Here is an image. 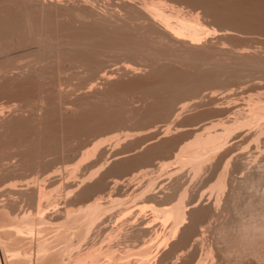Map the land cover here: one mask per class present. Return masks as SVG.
I'll list each match as a JSON object with an SVG mask.
<instances>
[{"label":"bare ground","instance_id":"bare-ground-1","mask_svg":"<svg viewBox=\"0 0 264 264\" xmlns=\"http://www.w3.org/2000/svg\"><path fill=\"white\" fill-rule=\"evenodd\" d=\"M44 1L43 0H0V96L1 95L2 96L4 95L3 97L13 96L12 98H14L19 95L21 97L20 100L27 102V104L30 103L31 105L34 103V105H32L34 106V108H32V110L30 111V114H33V112H35L36 115H38V116H35L34 118H25V117H22L21 114L17 116L18 114L16 113L15 110L19 111L20 108H17V109L15 108L14 113L17 115L15 117L14 116L11 117V119L10 120L8 119V121H5V119L3 120L4 117H2V114H5L4 109L2 110L4 113H2L1 111L2 106L4 104L0 106V186H2L1 189L4 188L3 186H6L7 185L6 183L10 181L21 180L25 178L24 174L26 175L28 172L29 173L31 172V175L33 174V179L36 178L35 180L49 181V180H52V178L54 180V176L57 177V174L55 175L54 171L50 172L48 170L51 167L48 168L49 159L47 158L48 157L52 158V159L50 158V161H52L53 163H51L50 166L52 164L57 163V164H64V166L68 167L74 163L75 164L74 168H72V170H74L76 168V164L79 163V165H81L82 164L81 160L84 159V158L81 159L79 157V159L81 160L78 161V163H76V161L74 162L73 158L71 159V157L75 156V151L78 152L79 147H77L76 143H78V141L82 137H86L94 133L96 134L99 132H106L109 130L111 131V130H114L115 128H118L119 130V128L123 127L126 123L129 124V123L134 122L137 127H146V125L147 124L150 125L151 122H153V120L154 121L157 119L166 120L168 116H171V118L177 121L180 119L181 114L184 112L183 109L185 110L188 106V105L185 106V103H182V102H181L182 104L180 103L181 105H179V102L181 99L184 100V98L186 97L190 99H193V98L196 99L197 97L200 98L202 96L201 100L197 99L198 101L195 100L196 102L195 101L193 102L194 107L195 105L197 107L198 106L197 104L201 105L202 102L200 101H203L204 98H205L204 101L209 100L211 104H214V102L216 101L215 99L216 94H214L213 92H207V91L204 92V90L207 89L206 87H209L211 85L212 86L213 85L222 86L221 84H224V86H226L225 84L232 85L235 82H238L243 76L247 75L250 72L249 70H252V71L254 70L255 72V70L264 69V60H263L264 58L262 57V59H260L261 58L260 55L253 54V51H252L253 56L251 55L253 57V59L251 58L253 62L248 61L249 58L251 57L249 55L251 53V50L249 51L248 55L245 56V53L241 54L243 52L238 51L239 49L236 50L237 53L235 51H226L225 50L226 47L223 48L224 47L223 46L222 49L220 47L218 48L214 45H211L210 41H208L210 45H208V43L207 45H205L204 43H203L204 45L201 44L203 41H206L205 39L201 42V38L204 36H206L207 38V33L210 32V31L209 32L206 31L205 27L207 29V26H208L207 30H209V27L212 26L213 23L214 25L212 26V28L210 27L211 30L215 27L216 24H217L216 25L217 27H220L218 28V30L216 29L217 27L214 28L218 31V34L215 32V30H213L214 33L219 36V37L217 36L219 39L229 37L230 34L232 36L233 31L234 32L236 31L237 34H240V33L246 34L244 36H248V35L253 36V34L255 33L257 34L259 33V35H261L264 32V0H137V1L136 0H119V1L117 0L118 2H120L119 5H117L118 2L114 3L116 2V0H113L112 3L116 4L114 7L117 8L116 6H118V9L120 10V12L118 13L115 12L117 14H113L114 12H110L112 9V7L110 6H113V4L109 0H107V2L111 3L110 5H106L105 3L106 0L105 1L102 0L103 2L100 0H94V1H99V3L102 2L101 4L103 5L105 3L106 9L105 10L103 9V10L106 12L112 13V14H107L106 12L105 14L104 12L103 14L102 13L100 14L101 8L100 10L96 9V6L95 8H93L95 4L92 0H91L92 3H90V0H72V1L68 0V2H72L71 6L69 5L70 3L68 4L64 1L67 4V7L65 6L66 4L62 2V0H59L60 4L57 0H56L57 3H55V0L54 1L52 0L51 1L52 3L50 2V0H46V2L48 1L49 3H46ZM97 3L98 2H96V5ZM91 4H94V5L92 6ZM103 5H102V8H105V6ZM107 7H110V8H107ZM108 9H110V11H108ZM114 10L115 9H113V11ZM198 10H200V12ZM208 21L212 23L210 26L205 25V23ZM205 31L207 33L204 35ZM251 32L252 34L250 35L249 33ZM255 36L258 37L256 34ZM219 39L217 40L219 41ZM211 43L214 44L213 42ZM215 44H218V43H215ZM232 49L235 50L234 48ZM247 51L248 50H245V52ZM257 55L260 58L257 57ZM248 56L249 58L246 59ZM256 57L258 58V62L255 61V59L257 60ZM237 59L238 60L240 59L243 62H241L240 60L238 61ZM230 60L231 61L233 60L232 61L233 64L231 63ZM260 60H263L262 63ZM235 61L237 63H234ZM139 71L144 72L145 74L144 77L141 75L143 73L141 72L140 74ZM247 76H249V74ZM123 78H126L127 80ZM250 80L252 81V79ZM101 81L106 87V90L102 92L100 90L98 91L97 89L98 87L97 85L101 83ZM71 82H74V83H71ZM67 85L68 87L69 86L73 87L71 93L69 92L70 89L69 90L65 89V92L63 91V89L66 88ZM81 90L83 92L79 94ZM61 91H63L65 95L68 94L66 93L68 91L69 94L65 97V95H61L62 94ZM77 91H79L78 92L79 95L77 94ZM200 92L204 94L199 95ZM65 100L68 102H66ZM255 100L259 101L257 98ZM176 104H178L179 107ZM262 104L260 105L261 106L260 108H262V106L264 105ZM175 106L177 108H175ZM251 107H249V109H251ZM256 108L258 109L259 106H257ZM214 109H217V108H214ZM12 112L10 111V113ZM39 112H40V116H39ZM204 114L205 113H199L197 117L200 118L204 116ZM238 116L239 115H237L236 118ZM253 117L255 118V116ZM257 117L260 118L261 116H257ZM262 117L264 116L262 115ZM168 119L169 117L167 118V120ZM242 119H244L243 121H245V118H242ZM242 119L240 120V122L242 121ZM172 121L171 123H174V121L173 122ZM220 121L221 120L219 119V123H221ZM246 122H248V120ZM258 122L260 123L261 121H258ZM166 123H167L166 128H163L161 130V133H158V135H149L144 138H139V140H135L134 142L125 144L121 148V150H119L113 155L115 158L118 156H121V158L118 157L116 158L117 160L116 159L113 160L110 164L108 163L109 162L108 161L107 162L108 164L106 166L103 165L105 166V168L102 166L103 167L102 170L105 169L104 172H102V170L100 169L101 167H100L99 169L103 174L98 173L99 175H101L99 177V175L97 174V172L99 171H96V174L98 175L99 178L97 177L95 181L93 180L94 179L93 178L92 180L94 182L92 184H90L91 182H89L91 181V179L89 180L91 176L90 177L88 176L87 178L84 177L83 180H79V184H76V186L72 184L74 187L80 188V190L79 189L77 190L76 188H74L73 190L69 189L71 191L69 192L68 190L69 195H67L66 198L73 197V201L79 202L83 200L84 202H86L85 201L86 198H89L92 195L93 197H95V198H92V200H90L89 202H86L85 204H83V202L82 203L79 202L81 205L82 204L83 205L82 207H79V209L73 210V212L75 211L74 213L72 211H71L72 213L70 211L68 212L69 213L68 216L71 217V219L75 222V225L73 226V228L78 230V234L80 233L79 237L82 236L80 237V240L78 239V242L80 241L81 244L82 242H84V244L86 243L85 241H87L88 238L91 236V232L93 230V225L95 222V219H94L93 222L85 224L83 223V218L90 216L94 211H97L103 208V206L107 207L110 205L108 203L102 202L101 200L103 199V197L98 195L100 192H102L101 189H104L103 188L104 183L106 184L105 186H107V182L105 181H107L108 177L116 179L112 183L113 185H118L120 183L119 181L121 180V178H124L126 176L129 177L131 174L134 173V171L136 173V170H138L139 168L140 169L141 168H146V169L151 168V170L145 169L146 171L145 172L143 171V173L141 171L143 176L145 174L148 176V174L150 173L154 174L155 170H160L165 166L167 167L169 166L168 163H166L165 161L163 162V160H160V157L162 158L163 155H165L166 153L168 154L171 151L175 152L179 150L180 149L179 147L181 146L183 139L181 135H178V136L176 135L172 137H170L169 135L170 138L167 137L168 134H172L170 131V127L172 130V125L168 127V124L170 123L169 122H166ZM212 123L217 124L215 122H212ZM223 125L225 124L222 123L221 126ZM235 125H238V124H235ZM162 127H165V125ZM218 127L220 128L219 125ZM205 128L206 127L199 128V130L203 132ZM232 128H235V126ZM261 128L258 130L261 131ZM206 129H208V127ZM227 129H229L228 126H227ZM115 131L117 132L116 129ZM197 133L198 132H196V134ZM128 134L125 133L124 135V132H123L124 138L123 137L122 138L124 140L125 139L127 140V138L131 136V134L129 135ZM133 135L134 134L132 133V136ZM159 135H162L163 139L160 136V139L162 140L157 139ZM116 136L115 137L112 136V137L116 138ZM116 139L118 140V138ZM152 140H155V142L152 143L151 142ZM149 142H151L152 145ZM89 143H90L89 145L85 146V150L80 152L81 157H85L89 153L94 154V153L99 152L97 151L99 143H100L99 140H96L95 142L94 141L89 142ZM100 146H102V144ZM139 148L142 149L141 153L135 156H132V157L127 156V154L130 152L137 153L136 150ZM143 148L145 149L143 150ZM100 154L102 155V153ZM227 156L223 155L221 156V158H219V160L221 161L225 160V161H224V167L223 168L219 167V171L220 169L222 170L215 175L217 177L214 178V180H210L209 178L210 180L209 182H212V184L216 186V189H213L214 191L212 193L221 194L222 191L226 189L225 188L226 187V180H225L226 179L225 178L226 168L225 166L229 164L228 160L226 159ZM174 157H177V155ZM154 160H157V163L155 164L152 163V161ZM84 161L86 160L84 159ZM84 161L83 163L85 164ZM171 162L172 161H170L169 164H171ZM207 162L205 163V165H207ZM65 164H69V165H65ZM197 164H200V163H197ZM203 165L204 163L201 165L194 166L193 170H195L199 176H200L201 171L205 170L206 173H208L209 170H211L212 172L213 169L215 168V165L213 168H210L211 166L205 167V165L204 166ZM92 167H94L93 164H92ZM141 170H144V169H141ZM156 172L158 173L159 171H156ZM213 172L215 174V171ZM141 173H138V174L141 175ZM160 173L161 174L164 173L163 169ZM210 173H208V175ZM165 175L168 176L167 174ZM175 175L174 177L173 175L172 177L171 175H169L174 180L173 181L171 180L172 182L170 181L171 184L167 183L168 186H165L163 184L162 186L163 189H161L160 187L161 190H156L155 188L154 189L152 188V190L149 189L151 193L148 194L147 190H145L146 189L145 186H143L144 187L143 191L147 193L146 194L147 198H145L146 200L145 202H143L142 200L140 201L143 202L142 204L149 207V208L147 207L145 208L150 210L147 212L151 213L152 216H149L151 217L149 218L150 219L149 220L147 218L148 216L143 218L141 213L136 214L137 213L136 212L135 214H133L134 216L135 215L137 216L136 218H134V221L133 222L131 221V222L135 223L134 225H136L137 223V225L135 229L130 231L131 232L130 234L127 233V235L126 234L123 235V239H124L123 241L128 242V243L130 242L129 244H131V242L137 241L136 243L139 242V246L143 248V245L148 240L144 241L142 238H144L147 234L149 236L150 232L154 230L153 228L152 230L151 227H153L152 224H155L156 222L155 218L158 217L159 219L160 218L164 219L165 217L167 221H165L164 219V223L168 222L169 221L168 216H171V214L169 215L167 214V217H168L167 218L166 216H164V211H167V210L169 211L170 205L176 202V204L175 205L173 204L172 206L176 208L177 212H180L182 211V206L185 205L183 203H187L189 200H191L189 199V197H187L186 195L187 191L183 189L184 186H182L181 182L177 180L178 178L175 177ZM180 177H182V175ZM151 178H153V176ZM117 179H120V180L118 181ZM127 179L130 180V178H127ZM127 179H124V180H127ZM166 179H169V178L166 177ZM250 179L248 178L242 179L243 180L242 184L244 186L249 185ZM86 182L88 184H85ZM252 182L251 184H253ZM149 183H152V182H149ZM81 185L83 187H80ZM73 186L70 185L69 187L73 188ZM229 187L231 188L230 184H229ZM31 188H30L31 190H28V191L24 190L25 192L23 190L22 192H20L19 191L20 189H19L17 190L19 192H10V193L11 195L12 194L15 195V197L16 195H18L16 197L17 199L18 197H20L21 199L24 198L23 201L27 200V202L29 201L30 203L32 202V204L33 203L36 204L35 202L38 201V199L44 195V192L43 190H41L42 188L40 187H37V189H33V187ZM244 188L247 189L246 187ZM244 188L243 186L240 188L235 187L231 189V192H233L236 198L239 197L240 199L242 194L239 196V193H242L243 192L242 190ZM143 191L141 189L142 193H144ZM96 194L97 196H95ZM142 196H144V194ZM0 197H6V196H0ZM216 197H219V195ZM8 199L9 197L7 198V200ZM234 200L236 199L234 198ZM236 201H238V199ZM236 201L234 202L236 203ZM219 202L220 201L216 202L217 205H219ZM124 203L123 205L126 204ZM232 203L230 202V204ZM106 204L108 205L106 206ZM142 204H141V208L144 209L143 208L144 205L142 206ZM192 204H193V201H192ZM11 205L13 206V208L15 207L16 209L15 208L13 209ZM14 205L15 204H13L12 202L10 204H7V206L5 207L2 205L1 209L3 207L4 209L0 210V244L3 245V247L4 246L6 247L7 244L11 242L14 244L15 251H16V254H11V255L5 254L6 258H8L10 262L9 264H18L19 263L18 261L22 259L20 257L21 253L19 252V250L26 248L28 244L31 242L28 240L22 241L21 239H19V237L17 238L16 235L12 234L13 233L12 231H14L13 229L9 230L12 224V220L16 221L15 223H17V221L20 220L22 215H24L22 213H17V214L14 213L18 211L17 210L18 208ZM38 205L40 204H37V206ZM132 205L137 207L139 204L137 205L133 203ZM186 205L185 207H187ZM200 206L201 207H196V208L194 207L195 209H192V210L188 209V211L190 210L188 213L190 224L184 227V229H181V232H180L181 234L179 236L180 239L179 238H178L179 240L176 239L177 242L174 243V247L175 246L182 247L183 245H186L188 241L189 242L196 241V243H198L199 242L198 240L200 239H198L197 237L201 236V232H203L202 234L204 235L205 230L202 224L205 222L207 217L209 216L211 217L213 215L212 214L213 207L202 206V205ZM236 207L237 208L235 207L232 208V209H235V211L237 209V214L234 213L238 216L236 219H234L235 217L234 218L232 217L233 219H231L230 221L228 222L226 221L225 223L224 222L220 223L218 227L216 226V230H217V231L215 230L217 232L216 234H218V238L220 242L222 241L224 243L222 244L224 245L222 249L221 247L220 248L218 247L220 249L218 251H220L221 253L220 258L218 257V263L219 264L221 263L222 264H245L246 262L248 263L257 262L258 264H264V195H262L258 199L256 198V200L255 199L254 200L249 199L248 201L246 200V202L242 205V209H238V206ZM137 208H136L137 210L143 211L139 206ZM12 209L14 210V212ZM125 209L129 210L128 207ZM132 209L135 210L133 206H132ZM229 209L231 208L229 207ZM37 210L39 211V208ZM173 210L170 209L172 213H174ZM125 211L126 210H123L121 211V213L123 214V212ZM218 211L220 210L218 209ZM228 211L229 210H227V212ZM121 213H120V217L122 216ZM125 214L124 215L127 217V213ZM100 215H105V213L104 214L102 213ZM100 215L99 217H101ZM120 217L118 219H120ZM123 217H121V219ZM127 218L129 219V217ZM158 218H156V220ZM23 219H24V216L22 217L20 221H22ZM171 219H172V216L170 217V220ZM187 219H188V216H187ZM124 220H125V217H124ZM9 222H11L10 225H9ZM116 222H117V224L115 223L116 226L119 227L118 224L120 221L116 219ZM103 223H106V225H108L107 221L106 222L103 220L100 221V224H102V227H101L102 230H105L106 228L108 229V231H110V229H113V230L118 229V228L116 229V226H114L115 224H112L111 222L110 224L113 225V228L112 227L109 228L110 226H106L104 224V226H106L104 229ZM173 223L175 224V222ZM132 225L131 227L129 228L126 227V228H128L129 230L131 228H134ZM180 227L182 226L181 225L179 226L178 224L174 226L173 231H172L173 235L171 236L172 238L173 236L176 237L174 234L180 231L179 230ZM101 229L99 230L98 228L97 231L98 230L101 231ZM196 229H198V231H201L200 234L199 232L196 233L197 234L196 238L198 240L195 237L191 239ZM126 230L124 231L121 230V231L125 232ZM111 231L109 232L108 236L109 235L114 236L112 235ZM115 233H118V234H115V238H117L116 235L118 236L120 233L119 232H115ZM111 236H109L111 240L115 239V238H112ZM119 236L121 237V235ZM147 238H149V241L153 240L151 239L152 237L150 236ZM155 240L150 242L151 244L148 243L149 242L148 241L147 242L149 244L148 247H146L147 244L144 245L145 246V249L143 248L144 252L148 256L145 255L143 251H139L140 253H138V255L142 253L144 260H146L149 256H152L150 255L151 251H150V254H148L149 252L146 250H150L153 247V246L151 247V245H154L153 242L157 241ZM167 240L164 239L163 241L167 242ZM59 242H61L60 239L52 242L51 244L52 247L57 246V243ZM110 242L108 244H111V243L113 244L114 241L111 243ZM115 242H116V239H115ZM103 244L105 243L103 242ZM93 245H90L89 249L87 251H84L83 254L81 252L83 250H73V253L76 254V258L74 259L75 263L73 264H79L82 259H83L82 261L84 262V264H87L88 262L90 264L91 260H92L91 262L94 261L97 264L98 261L96 262V259L101 260V258L105 256L106 258H109L112 255L114 256H112V258H109L108 260L109 261L115 260L116 254L113 253V252H116L115 248H113V250L115 249V251L111 249L112 250L111 252L110 249L105 247L104 249L106 251L105 253H103L104 252L103 250H99L100 247L97 250V247ZM189 245L191 247L192 244L190 243ZM193 245L195 244L193 243ZM83 248H84V245H83ZM94 248L96 250H94ZM85 249L87 248L85 247ZM41 251H42L41 247L40 249L37 248L38 256L41 255ZM97 251H99L100 254L96 255V253H98ZM71 255L73 256V254ZM94 257H96V259H94ZM113 257H114V260H113ZM90 258H93V259H90ZM88 259L90 261L86 263ZM117 259H119V257L116 258V260ZM142 259L143 258H140L139 261L140 260L142 261ZM176 259H178V257ZM82 261L80 264H83ZM105 261H107V259ZM109 261H107L108 264L110 263ZM118 262H120V260ZM95 263H91V264H95ZM98 264H100V262H98ZM118 264H121V263H118Z\"/></svg>","mask_w":264,"mask_h":264},{"label":"rangeland","instance_id":"rangeland-1","mask_svg":"<svg viewBox=\"0 0 264 264\" xmlns=\"http://www.w3.org/2000/svg\"><path fill=\"white\" fill-rule=\"evenodd\" d=\"M44 1V0H43ZM52 0H50V2H51ZM54 1V0H53ZM58 2H59V0H57ZM57 1L55 0V3H57ZM66 2V3H70L69 5L71 6L72 5V2H68V0L66 1V0H62V2ZM70 1V0H69ZM72 1V0H71ZM93 2H94V4H91L92 6H93V8H95V6H96V9H98V10H100V8H101V11H100V14L102 13L103 14V12H104V14H105V12L106 11H104L105 9H106V5H110L111 3H112V1L113 0H109L111 3H109V2H107V0L105 1V3H106V5H105V3H104V5L103 4H101L103 1L102 0H100V1H102L101 3H99V1H94V0H92ZM92 1L90 0V3H92ZM119 1V0H118ZM117 0H116V2H114V3H117L118 2ZM137 1V0H136ZM44 2H46V0L44 1ZM61 2V3H62ZM64 2V3H65ZM96 2H98L97 3V5H96ZM46 3H49L48 1L46 2ZM52 3V2H51ZM54 3V2H53ZM63 3V4H64ZM65 3V4H66ZM114 3H112L113 4V6H110V7H112V9H111V11H110V9H108V11H110V12H114L113 14H117L118 12H120V10L118 9V6H116L117 8H115L114 6L116 5V4H114ZM119 3L120 2H118L117 3V5H119ZM59 4H60V2H59ZM64 4V5H65ZM100 4V5H99ZM62 5V4H61ZM64 5H63V7H64ZM68 5V6H69ZM102 5L103 6H105V8H102ZM66 7H67V4L65 5ZM69 6V7H70ZM99 8H98V7ZM101 6V7H100ZM110 7H107V8H110ZM114 7V8H113ZM96 9H94V10H96ZM104 9V10H103ZM113 9H115V10H117V11H113ZM98 10H96V11H98ZM119 10V11H118ZM199 12H200V10H198ZM115 12H117V13H115ZM197 12V11H196ZM97 13H99V12H97ZM107 14H112V13H109V12H106ZM209 22V21H208ZM208 22H206V23H208ZM205 23V25L207 26V25H211L212 23L211 22H209L208 24H206ZM214 25V23L212 24V26ZM217 25V24H216ZM215 25V27L214 28H216L217 26ZM212 26H210L211 28H212ZM210 27H209V30H207L208 29V26H207V29H206V27H205V30L206 31H210L209 33H207L206 31H205V33H204V35L207 33V38H206V36H204V37H202L201 38V42L203 41V40H205L206 39V41H203L201 44H205V45H207V43H208V41H210V44L211 45H214V46H216V47H220L221 49H222V47L223 48H225V50L226 51H235L236 53H237V51L236 50H238L239 52H243V53H241V54H244L245 53V56H247L248 55V53H249V51L251 50V53L249 54L250 56L252 55L253 56V54H258V55H260V57L257 55V57H259L260 59H262V57L264 58V32L261 34V35H259V33L257 34V33H255L258 37H256L255 36V34H253V36H255V37H253L251 34H252V32L251 33H249L251 36H244V35H246V34H243V33H240V34H237V32H236V34H235V32L233 31L232 32V36H231V34H230V39H229V37H226V38H218L219 36L218 35H216L215 33H214V31L213 30H215V32L218 34V28H220V27H217L216 29H210ZM219 32H221V31H219ZM230 32V31H229ZM213 33V34H212ZM239 33V32H238ZM254 33V32H253ZM215 37H214V36ZM263 35V36H262ZM218 36V37H217ZM260 36H262V37H260ZM228 38V39H227ZM217 39H219V41L220 40H222V41H218ZM225 39V40H224ZM254 39H255V41H254ZM218 41V42H217ZM211 42H213L214 44H212ZM215 43H218V44H215ZM203 44V45H204ZM209 43H208V45H210ZM259 44V45H258ZM218 45V46H217ZM257 47V48H256ZM231 49V50H229V49ZM232 48H234L235 50H233ZM247 48H249V49H247ZM251 48V49H250ZM261 48V49H260ZM243 49V50H242ZM258 49V50H257ZM240 50H242V51H240ZM245 50H248L247 52H245ZM255 50H257V51H255ZM263 50V51H262ZM252 51H253V54H252ZM238 52V53H239ZM262 54V55H261ZM250 57L249 58V56L246 58V59H248L249 58V60L248 61H252L251 60V58L253 59V57ZM225 57V56H224ZM256 57V58H257ZM238 60V59H237ZM240 60V59H239ZM238 60V61H239ZM264 60V59H263ZM263 60H260L261 61V63H262V61ZM231 61V60H230ZM233 61V60H232ZM231 61V63L233 64V62ZM241 62H243L242 60H240ZM255 61H257L258 62V58H257V60L255 59ZM259 61V62H260ZM253 62V61H252ZM234 63H237L236 61L234 62ZM239 63V62H238ZM256 63V62H255ZM250 72L248 73L249 74V76H247V75H245V76H243L238 82H235L234 84H229L230 85V87H229V85H227V84H225L226 86H224V84H221L222 86H216V85H211V86H209V87H206L207 89L206 90H204V92L205 91H207V92H213L214 94H216V101L214 102V104H211L210 102H209V100L208 99H206V100H208V101H204L205 100V98L203 99V101H200V102H202L203 103V105H202V103H201V105L200 104H197V103H199V102H197L196 104L198 105V106H200V107H196V105H195V107L193 106L194 104H193V102L196 100V101H198L199 99L201 100V97L199 98V97H197L196 99L195 98H193V99H190V98H184V100H180V102H179V105H181L182 103H185V106L186 105H188L187 106V108L186 107H184V108H186L185 110L183 109V113L181 114V116H180V119L179 120H174L173 118H171V116H168L169 117V119L167 120V118H166V120L165 119H157V120H153V122H151V124L149 125V124H147L146 125V127H137L136 125H135V123L133 122V123H129V124H125L123 127H120L119 128V130H118V128H115L116 130H117V132L115 131V129L114 130H109V131H106V132H99V133H94V134H90L89 136H86V137H82L79 141H78V143H76V145H77V147H79L78 148V152H76L75 151V156L74 157H71V159L73 158V161L75 162L76 161V163H78V161H80L82 158H84L86 161H84V159H82L81 161V165H79V163L78 164H76V168L74 169V170H72V168H74V163L73 164H71L70 166H64V164H57V163H55V164H52L51 166H50V164L51 163H53L52 161H50V158L48 157L47 159H49L48 160V168L49 167H51V168H47L50 172H55L54 174L56 175L57 174V177H55L54 176V180H56V181H54L53 180V178H52V180H49V181H42V180H35V179H33V174L31 175V172L29 173H27L26 175L24 174V177L25 178H23V179H21V180H13V181H10V182H8V183H6L7 185L6 186H3L4 188H2L1 189V187L2 186H0V196H6V197H0L1 199H0V210H3L4 209V207L5 206H7V204H10L11 202L13 203V204H15L14 206H16L18 209V211H16V212H14V208H13V206L11 205V207L13 208L12 210H13V212L14 213H22V214H24V215H22V217L24 216V219L22 220V221H20L21 219H22V217L20 218V222L19 221H17V223H15L16 221H14V220H12V224H11V222H9V225L11 224V226H10V228H9V230H11V229H13L14 231H12L13 233L12 234H14V235H16L17 236V238L19 237V239H21L22 241L24 240H28V241H31L29 244H28V246L26 247V248H23V249H21V250H19V252L21 253V258L22 259H20V261H18L19 263L18 264H73V263H75V261H74V259L76 258V254L75 253H73V250H83V251H81L82 252V254H83V252L84 251H87L88 249H89V246L90 245H93V244H95V245H93V246H95V247H97V250H98V248H99V250H103L104 252L103 253H105V247L106 248H108V249H112L113 250V248H115L116 249V252H113L114 254H116L115 255V257L116 258H118L119 257V259H117L118 261L120 260V262H118L117 260H116V258H115V260H114V257H113V260L115 261H109L108 259L109 258H112V256H114V255H110L111 257H109V256H107V257H109V258H106V256L105 257H103V258H101V260H98V259H96V257H94V259H96V262L98 261V262H100V264L102 263V264H108V262L107 261H109L111 264L113 263V264H118V263H121V264H210L211 262V264H219L218 263V257L220 258V255H221V253H220V251H218V250H220L219 248L221 247V249L224 247V245H222V244H224L222 241L220 242V240H219V238H218V234H216L217 232V230H216V226L218 227V225L220 224V223H225L226 221L228 222V221H230L231 219H233L234 217V219H236L238 216L236 215L237 214V209H236V211H235V209H232V208H237L236 206H238V209H242V205L246 202V200L248 201L249 199L250 200H256V198L258 199L259 197H261L262 195H264V117H262V115L264 116V69L263 70H255V72H254V70L252 71V70H249ZM141 72L143 73V74H141ZM139 73L144 77V72L143 71H139ZM138 73V74H139ZM139 74V75H140ZM140 75V76H141ZM67 77V76H66ZM247 77V78H246ZM123 79H125V80H127L126 78H123ZM122 79V80H123ZM250 79H252V81L250 80ZM75 81V80H74ZM251 81V82H250ZM100 82V81H99ZM241 82V83H240ZM71 83H74V82H71ZM248 83V84H247ZM100 84V85H99ZM97 86V89H98V91L100 90L101 92L102 91H104V90H106V87H105V85L102 83V81H101V83H99ZM239 84V85H238ZM236 85H238V86H236ZM245 85V86H244ZM247 85V86H246ZM71 87V88H70ZM244 87V88H243ZM246 87V88H245ZM63 88H64V86H63ZM62 88V89H63ZM72 86H69L68 87V85L66 86V88H64L63 89V91L65 92V89H67V90H69V92L71 93L72 92ZM100 88V89H99ZM232 88V89H231ZM102 89V90H101ZM225 89V90H224ZM237 89V90H236ZM63 91H61V95H65L64 94V92ZM80 91V90H79ZM79 91H77V94H78V92ZM85 91V90H84ZM219 91V92H218ZM229 91V92H228ZM233 93H232V92ZM241 91H243V92H241ZM69 92L67 91L66 93H68L69 94ZM83 91L81 90V92H79V94L80 93H82ZM231 92V93H230ZM220 93V94H219ZM68 94H66L65 95V97L68 95ZM78 94V95H79ZM202 94H204V93H202V92H200L199 93V95H202ZM223 94V95H222ZM262 94V95H261ZM230 95V96H229ZM257 95H259V96H257ZM4 96V95H3ZM2 95L0 96L1 98H0V106H2L3 104V106H2V109H1V111L4 109V112H5V114H2V117H4L3 118V120L5 119V121H8V119L10 120L11 119V117H15L17 114V116H19L20 114L22 115V117H25V118H34L35 116H38V115H36V113L35 112H33V114H30V111L32 110V108H34V106H32V105H34V103L33 104H31L30 105V103L29 104H27V102H24L23 100H20L21 99V97L19 96H16V97H14V98H12V97H3ZM198 96V95H197ZM263 96V97H262ZM19 99H18V98ZM74 97V96H73ZM16 98V99H15ZM233 98V99H232ZM258 99L259 101H256L255 99ZM68 99V98H67ZM198 99V100H197ZM10 100H12V101H10ZM17 100V101H16ZM20 100V101H19ZM69 100V99H68ZM262 100V101H261ZM66 101V100H65ZM195 101V102H196ZM252 101H254V102H252ZM33 102V101H32ZM66 102H68V101H66ZM182 102V103H181ZM189 102V103H188ZM230 104H229V103ZM234 102V103H233ZM263 104H262V103ZM21 103V104H20ZM181 103V104H180ZM219 103V104H218ZM16 104V105H15ZM20 104V105H19ZM26 104H27V106H26ZM36 104V103H35ZM138 104V103H137ZM136 104V105H137ZM189 104H191V105H189ZM223 104V105H222ZM227 104V105H226ZM258 104V105H257ZM263 105L262 106V108H260L261 106L260 105ZM14 105V106H13ZM177 106H178V104H176ZM255 105H257V106H259V108L257 109L256 107L257 106H255ZM16 106V107H15ZM26 106V107H25ZM37 106V105H36ZM138 106V105H137ZM222 106V107H221ZM231 106V107H230ZM241 106H243V107H241ZM252 106V107H251ZM5 107V108H4ZM179 107V106H178ZM194 107V108H193ZM224 107V108H223ZM229 107V108H228ZM248 107V108H247ZM249 107H251V109H249ZM7 108V109H6ZM15 108L17 109V108H20L19 109V111H17V110H15ZM21 108H22V110H21ZM28 108V109H27ZM175 108H177L176 106H175ZM214 108H217V109H214ZM248 110H247V109ZM255 108V109H254ZM200 109V110H199ZM241 109V110H240ZM246 109V110H245ZM257 109V110H256ZM12 112V110H13V112L12 113H10V111ZM16 111V113L17 114H15L14 112ZM22 112H21V111ZM256 110V111H255ZM260 110V111H259ZM198 111V112H197ZM239 111V112H238ZM241 111V112H240ZM3 111H2V113H4ZM21 112V113H20ZM24 112V113H23ZM38 112V111H37ZM212 112V113H211ZM224 112V113H223ZM239 113V114H237V113ZM187 113V114H186ZM199 113H205L204 114V116H202V117H200V118H198L197 116H198V114ZM244 113V114H243ZM250 113V114H249ZM252 113V114H251ZM7 114V115H6ZM9 114V115H8ZM249 114V115H248ZM5 115V116H4ZM237 115H239L237 118H236V116ZM251 115V116H250ZM261 116L260 118L259 117H257V116ZM9 116V117H8ZM39 116H40V112H39ZM232 116V117H231ZM244 116V117H243ZM253 116H255V118L253 117ZM247 117H248V119H247ZM7 118V119H6ZM174 121V123H171V119ZM182 118V119H181ZM242 118H245V121H243L244 119H242ZM219 119L221 120L220 122L221 123H219ZM235 119H237V120H235ZM242 119V121L240 122V120ZM171 120V121H170ZM248 120V122H246ZM172 121V122H173ZM192 121V122H191ZM210 121V122H209ZM218 121V122H217ZM223 121V122H222ZM258 121H261L260 123L258 122ZM166 122H169L170 124H168V127H170V125H172V130H171V127H170V131H171V133L172 134H168V136L167 137H169V135H170V137H172V136H178V135H181L182 136V144H181V146L179 147L180 149L179 150H177V151H175V152H169L168 154L166 153L165 155H167V156H165V155H163L162 156V158L160 157V160H163V162L165 161L166 163H168V165L170 166L171 164V166L169 167H167V166H165V167H163L162 169H163V172L164 173H160L161 171H162V169H160V170H155V172H154V174L152 173H150V174H148V176L145 174L144 176H143V171L145 172L146 170H151V168L149 169H146V168H141V169H144V170H141L140 168V170L138 171V170H136V173H135V171H134V173L133 174H131L129 177H124V178H121V180L120 179H117L120 183L118 184V185H113V181L114 180H116V179H114V178H111V177H108V179H107V181H105V182H107V186H105L106 184L104 183V189H101L102 190V192H100L98 195H100V196H102L103 197V199L101 200L102 202H104V203H108V204H110L109 206H107L108 204H106V206L107 207H105V206H103V208H101V209H99V210H97V211H94L90 216H88V217H85V218H83V223H85V224H87V223H90V222H93V220L95 219V222H94V225H93V230H92V232H91V236L88 238V242L87 241H85L86 243L84 244V242H82V244L84 245V248H83V245L81 244V242L79 241L78 242V239L80 240V237H82V236H80L79 237V235H80V233L78 234V230L77 229H74L73 228V226L75 225V222L71 219V217H69L68 216V212L70 211H72L73 212V210H77V209H79V207H82V205L83 204H85L86 202H89L90 200H92V198H95V197H93V195L92 196H90L89 198H86L85 199V201L86 202H84L83 200H81V201H79L80 203H82L83 202V204L81 205L79 202H76V201H73V197L72 198H66L67 197V195H69V192L71 191V190H73L74 188H76V187H74V186H76V184H79V180H83L84 179V177L85 178H87L88 176L90 177L91 176V178H89V180L91 179V181H89V182H91L90 184H92L96 179H97V177H98V175L100 174V173H102V172H104L105 171V169L104 170H102V168L104 167L105 168V166L109 163H111L113 160H115L116 158H121V156H118V157H114L113 155L116 153V152H118L119 150H121V148L125 145V144H128V143H131V142H134L135 140H139V138H144V137H147V136H149V135H158V133H161V130L163 129V128H166V125H167V123ZM212 122H215V123H217L219 126H220V128L218 127V125L217 124H214V123H212ZM225 122V123H224ZM237 122V123H236ZM244 122V123H243ZM150 123V122H149ZM222 123L223 124H225V125H223V126H221L222 125ZM233 123V124H232ZM256 123V124H255ZM260 125H259V124ZM228 124V125H227ZM235 124H238V125H235ZM263 124V125H262ZM134 125V126H133ZM165 125V127H162V126H164ZM182 127H181V126ZM228 126V128L229 129H227V126ZM253 125H255V126H253ZM259 125V126H258ZM211 126V127H210ZM225 126V127H224ZM230 126V127H229ZM234 127L235 126V128H232V127ZM239 126V127H238ZM148 127V128H147ZM155 127V128H154ZM197 127H198V129H197ZM203 127H208V129H204L203 130V132L201 131V130H199V128H203ZM251 127V128H250ZM253 127V128H252ZM261 127H263V128H261ZM135 128V129H134ZM153 128V129H152ZM212 128H214V129H212ZM224 128V129H223ZM226 128V129H225ZM240 128H241V130H240ZM245 128V129H244ZM249 128V129H248ZM257 128V129H256ZM261 128V131L260 130H258V129H260ZM155 129V130H154ZM252 129H253V131H252ZM127 130V131H126ZM198 130V131H197ZM223 130V131H222ZM226 130V131H225ZM227 130H228V132H227ZM150 131H152V132H150ZM154 131V132H153ZM179 131V132H178ZM206 131V132H205ZM210 131V132H209ZM213 131V132H212ZM255 131V132H254ZM123 132H124V135H125V133L126 134H131V136L130 137H125V138H127V140L125 139H123L124 137H123ZM196 132H198L197 134H196ZM201 132V133H200ZM212 132V133H211ZM218 132V133H217ZM222 132V133H221ZM237 132V133H236ZM258 132V133H257ZM118 133V134H117ZM132 133L135 135H133L132 136ZM144 133V134H143ZM146 133V134H145ZM200 133V134H199ZM209 133H210V135H209ZM235 133H236V135H235ZM128 134V135H129ZM142 134V135H141ZM205 134V135H204ZM215 134V135H214ZM225 134V135H224ZM242 134V135H241ZM260 134V135H259ZM262 134V135H261ZM94 135V136H93ZM117 135V136H116ZM189 135V136H188ZM218 135V136H217ZM220 135V136H219ZM223 135V136H222ZM112 136H116V138H118V140H119V142H118V140L116 139V138H113ZM142 136V137H141ZM160 136H161V138H162V135H159V137L157 138V139H159V140H162V139H160ZM196 136V137H195ZM204 136V137H203ZM209 136V137H208ZM236 136V137H235ZM96 137V138H95ZM123 137V138H122ZM166 137V138H167ZM169 137V138H170ZM254 137V138H253ZM166 138H164V139H166ZM191 138H193V139H191ZM205 138H207V139H205ZM93 139V140H92ZM156 139V140H157ZM198 139V140H197ZM203 139V140H202ZM234 139V140H233ZM91 140V141H90ZM96 140H99L100 141V143L102 144V146H100L101 144L99 143V146H98V150L97 151H99L98 153H94V154H87L85 157H81V154H80V152L81 151H83V150H85V146L86 145H89L90 143L89 142H95ZM117 140V141H116ZM81 141V142H80ZM102 141V142H101ZM128 141V142H127ZM209 141V142H208ZM118 142V143H117ZM152 143H154L155 142V140H152L151 141ZM151 142H149L151 145H152V143ZM203 142V143H202ZM206 142V143H205ZM234 142V143H233ZM86 143V144H85ZM148 143V144H149ZM230 144V145H229ZM118 145V146H117ZM183 145H185V146H183ZM149 146V145H148ZM148 146H146V147H148ZM215 146H217V147H215ZM221 147V148H220ZM227 147V148H226ZM231 148V149H230ZM80 149H82V150H80ZM145 148H143V150H144ZM215 149V150H214ZM140 150V151H139ZM182 150V151H181ZM227 150V151H226ZM101 151H103V152H101ZM105 151V152H104ZM137 151V153L136 152H130V153H128L127 154V156L128 157H132V156H135V155H137V154H139V153H141L142 152V149L141 148H139V149H137L136 150ZM217 153H216V152ZM180 154H179V153ZM196 152H198V153H196ZM215 152L216 153V155H215V153L213 154V153ZM221 152V153H220ZM76 153H77V155H76ZM100 153H102V155L100 154ZM109 153V154H108ZM136 153V154H135ZM179 155H178V154ZM182 153V154H181ZM212 153V154H211ZM221 155H220V154ZM224 153V154H223ZM80 154V155H79ZM95 154H96V156H95ZM98 154V155H97ZM130 154V155H129ZM228 156H227V155ZM88 155H89V157H88ZM93 155V156H92ZM111 155V156H110ZM177 155V157H174V156H176ZM211 155V156H210ZM215 155V156H214ZM218 155V156H217ZM223 155H225V156H227L226 157V159L228 160V165L227 166H225V168H226V176H225V180H226V189L225 190H223L222 191V193L221 194H216V193H212L214 190L213 189H216V186L214 185V184H212V182H209L210 180H214V178H216L217 176H215L217 173H219L222 169H220V171H219V167L220 168H223L224 167V161L225 160H219V158H221V156H223ZM72 156H73V154H72ZM84 156V155H83ZM99 156V157H98ZM126 156V155H125ZM125 156H123V157H125ZM214 156V157H213ZM220 156V157H219ZM79 157L81 158V159H79ZM95 157V158H94ZM167 157V158H166ZM213 157V158H212ZM164 158V159H163ZM209 158H210V160H209ZM215 158V159H214ZM52 159V158H51ZM79 159V160H78ZM92 159V160H91ZM205 159V160H204ZM208 159V160H207ZM106 162H105V161ZM117 160V159H116ZM208 162H207V161ZM213 160V161H212ZM83 161L85 162V164L83 163ZM88 161V162H87ZM109 161V162H108ZM170 161H172L171 162V164H169V162ZM178 161V162H177ZM219 161V162H218ZM221 161V162H220ZM90 162V163H89ZM108 162V163H107ZM202 162V163H201ZM207 162V165H205V163ZM211 162V163H210ZM213 162V163H212ZM97 163V164H96ZM102 165H101V164ZM152 163H157V160H154V161H152ZM197 163H200V164H197ZM204 163V165H205V167H207V166H211L210 168H213L214 167V165H215V170L213 169V171H215V174H214V172L212 171L211 172V170H209V172L208 173H210L209 175H208V173H206V171L205 170H203V171H201L200 172V176L198 175V173L195 171V170H193L194 169V166H196V165H201V164H203ZM241 163H243V164H245V165H243V164H240ZM57 164V165H56ZM92 164L94 165V167H92ZM154 164H152V165H154ZM177 164V165H176ZM210 164V165H209ZM65 165H69V164H65ZM77 165H79V166H77ZM103 165H105V166H103ZM203 165V166H204ZM222 167H221V166ZM90 166V167H89ZM97 166V167H96ZM103 166V167H102ZM181 166V167H180ZM184 166V167H183ZM78 167H80V168H78ZM82 167V168H81ZM92 167V168H91ZM101 167V168H100ZM175 167V168H174ZM183 167V168H182ZM59 168V169H58ZM61 168V169H60ZM65 168H70V169H65ZM78 168V169H77ZM87 168V169H86ZM97 168V169H96ZM102 170V172L100 171V169ZM191 170H190V169ZM82 169V170H81ZM146 169V170H145ZM170 169V170H169ZM177 169V170H176ZM183 169V170H182ZM185 169V170H184ZM216 169H217V171H216ZM72 170V171H71ZM78 170H80V171H78ZM91 170V171H90ZM164 170H166V171H164ZM90 171V172H89ZM95 173H94V172ZM96 171H99V172H97V174H96ZM141 171H142V173H141ZM156 171H159L158 173L156 172ZM70 172V173H69ZM73 172V173H72ZM77 173V174H75V173ZM173 172V173H172ZM178 172H179V174H178ZM187 172V173H186ZM92 173V174H91ZM138 173H141V175L140 174H138ZM185 173V174H184ZM195 173H196V175H195ZM71 174V175H70ZM81 174V175H80ZM86 174V175H85ZM94 174H96V175H94ZM103 174V173H102ZM138 174V175H137ZM158 174V175H157ZM165 174H167L168 176H166ZM177 176H176V175ZM207 174V175H206ZM251 174V175H250ZM76 175H77V177H76ZM85 175V176H84ZM93 175V176H92ZM134 177H133V176ZM158 177H157V176ZM169 175H171V177H172V175H173V177H174V175H175V177H177L176 179L177 180H179L180 182H181V184H182V186H184V190H186L187 191V197H189V199H191V200H189L188 202L190 203H183V204H187L186 206L187 207H185V205H183V204H181V205H183L182 206V211H180V212H177L176 211V208H174L172 205L174 204H176V202H174L172 205H170L169 206V211L167 210V211H164V216H166L167 217V214L169 215V214H171V216H172V219L170 220V217L171 216H168L169 217V221L168 222H165L164 223V219H165V217H164V219L162 218H158V217H156V218H158L157 220H156V218H155V224H152V226L153 227H151V229L153 230V231H151L150 232V234H149V236L150 237H152L151 239H153V240H155L156 242H153V244L154 245H151V249L150 250H146V251H148L147 253L148 254H150V251H151V254L150 255H152V256H149L147 259H151V257H152V259L150 260H147V262H146V260H144V257H143V254L141 255V254H139L138 255V253H140L139 251H143L144 252V249H145V244H147V246L146 247H148V243H150V242H152L151 240L149 241V238H147V237H149L148 236V234L144 237V238H142L144 241L145 240H148V241H146V243L143 245V248L142 247H140L139 246V242L138 243H136L137 241H135V242H131V244H129L128 242H125V241H123L124 239H123V235L124 234H126L127 235V233H131L130 231L131 230H133V229H135V227H136V225H137V223H136V225H134L135 223H132L133 221H134V218H136V216L137 215H133V214H135L136 212V214H138V213H141L142 214V217L144 218V217H147L148 219L149 218H151V217H149V216H152V214L151 213H149V212H147V211H150L149 209H147V208H149V207H147V206H145L144 204H142L143 202H145L146 200H145V198H147V193L149 194V193H151V191L149 190V189H151L152 190V188L154 189H156V190H161V189H163L162 188V186H163V184L165 185V186H168V184L167 183H169V184H171V182L174 180L173 178H171ZM182 175V177H180ZM212 175V176H211ZM249 175V176H248ZM31 176V177H30ZM35 176V175H34ZM83 176V177H82ZM94 176H96V177H94ZM101 175H99V177H100ZM133 178H132V177ZM137 176V177H136ZM153 176V178H151ZM185 176H186V178H185ZM199 178H198V177ZM210 176V177H209ZM98 177V178H99ZM156 177V178H155ZM166 177L167 178H171L170 180L169 179H166ZM207 177V178H206ZM56 178V179H55ZM94 178V179H93ZM109 178H110V180H109ZM127 178H130V180H128ZM183 178H185V179H183ZM209 178H210V180H209ZM228 178V179H227ZM244 178H248V179H250V178H252V179H250L249 180V185L251 184V182L253 183V184H251L250 186L249 185H247V186H244L243 184H242V179H244ZM94 181H93V180ZM105 179V180H106ZM113 179V180H112ZM124 179H127V180H124ZM208 179V180H207ZM78 182H77V181ZM152 180V181H151ZM155 180V181H154ZM167 180V181H166ZM169 180V181H168ZM172 180V181H171ZM198 180V181H197ZM203 180V181H202ZM254 180H255V182H254ZM171 181V182H170ZM205 181V182H204ZM208 181V182H207ZM237 181V182H236ZM240 181V182H239ZM58 182V183H57ZM149 182H152V183H149ZM155 182V183H154ZM190 182V183H189ZM196 182V183H195ZM72 184H74V186L72 185ZM85 184H88L87 182L85 183ZM151 184H152V186H151ZM155 184V185H154ZM229 184H230V186H231V188L229 187ZM240 184H242V185H240ZM73 186V188L71 187H69V186ZM180 185V184H179ZM228 185V186H227ZM239 185V186H238ZM83 186H84V184H83ZM82 185L80 186V187H83ZM143 186H145V190H147V193L146 192H144L143 191V189H144V187ZM147 186V187H146ZM150 186V187H149ZM164 186V187H165ZM170 186V185H169ZM210 186H212V187H210ZM243 186V188L244 187H246L247 189H243L242 191H240V192H242V193H239V196L241 195V197H240V199H239V197H235L234 196V194H233V192H231V189L232 188H235V187H242ZM28 187H29V189H28ZM31 187H33V189H37V187H40V188H42L41 190H43V192H44V195L43 196H41L39 199H38V201H36L35 203L36 204H32V202L30 203L29 201L27 202V200H24L23 201V199H21L20 197H18V199L16 198L18 195H16V197H15V195H11V193L10 192H22V190L24 191H28V190H31L32 188ZM68 187V188H67ZM160 187H161V189H160ZM204 187V188H203ZM228 187V188H227ZM250 187V188H249ZM252 187H253V189H252ZM27 188V189H26ZM31 188V189H30ZM148 188V189H147ZM185 188H187V189H185ZM209 188H211V189H209ZM249 188V189H248ZM6 189V190H5ZM20 189V190H19ZM69 189H71V190H69ZM77 190L79 189L80 190V188H76ZM75 189V190H76ZM141 189H142V191L144 192V193H142L141 192ZM203 189V190H202ZM3 190V191H2ZM15 190V191H14ZM17 190H19V191H17ZM68 190H69V192H68ZM76 190V191H77ZM139 190V191H138ZM239 190H241V189H239ZM2 191V192H1ZM6 193H5V192ZM8 191V192H7ZM24 191V192H25ZM150 191V192H149ZM263 191V192H262ZM68 192V193H67ZM199 192V193H198ZM10 193V194H9ZM251 193V194H250ZM4 194V195H3ZM144 194V196H142ZM254 194V195H253ZM256 194H257V196H256ZM262 194V195H261ZM192 195V196H191ZM219 195V197H216V196H218ZM260 195V196H259ZM95 196H97V194L95 195ZM228 196V197H227ZM233 196V197H232ZM259 196V197H258ZM9 197V199L11 200H7V198ZM15 197V198H14ZM194 197V198H193ZM6 198V199H5ZM12 198H13V200H12ZM144 198V199H143ZM198 198V199H197ZM218 198H219V200H218ZM229 198V199H228ZM234 198L237 200L238 199V201H236V200H234ZM248 198V199H247ZM253 198V199H252ZM223 199V200H222ZM231 199V200H230ZM3 200V201H2ZM17 200V201H16ZM134 200V201H133ZM140 200H142V201H140ZM199 200V201H198ZM217 200V201H216ZM224 200H225V202H224ZM232 203V202H234V201H236V203L234 202V203H232V204H230V202ZM244 200V201H243ZM23 201V202H22ZM126 201V202H125ZM129 201H131V202H128ZM133 201V202H132ZM192 201H193V204H192ZM218 201H220L219 202V205H217V203L216 202H218ZM227 201V202H226ZM3 202V203H2ZM7 202V203H6ZM40 202V203H39ZM101 202V203H102ZM114 202V203H113ZM127 204H125V203ZM198 202V203H197ZM5 203V204H4ZM117 203V204H116ZM123 203L125 204V205H123ZM139 204L138 206L141 208V204H142V206L144 205V209H142L143 211H139V210H137V209H139V208H137L136 206H134V205H132V204ZM141 203V204H140ZM206 203V204H205ZM209 203V204H208ZM216 203V204H215ZM223 203V204H222ZM237 203H238V205H237ZM37 204H40V205H38L37 206ZM215 204V205H214ZM225 204V205H224ZM2 205L4 206L2 209H1V207H2ZM195 205H197V206H195ZM200 205H202V206H211V207H213L212 208V216L210 217H207L206 218V220H205V222L202 224L203 226H204V230H205V232H204V235L202 234L203 232H201V231H198V229H196L195 230V234L193 233V236H192V238L191 239H193V237H197V234L196 233H198L199 232V234H200V232H201V236H198L197 238L198 239H200V240H198L197 238V240L199 241H197L198 243H196V241L195 242H187L186 243V245H183L182 247L180 246H175L174 247V243H176L177 242V240H179L180 239V232H181V229H184V227H186V226H188L189 224H190V219H189V215H188V213H189V211L190 210H192V209H195L196 207H201ZM131 206V207H130ZM132 206H133V208H135V210L134 209H132ZM231 208V209H229V207ZM233 206V207H232ZM10 207V208H11ZM21 207V208H20ZM129 208V210H130V212H129V210L128 209H125V208ZM145 207H147V208H145ZM195 207V208H194ZM240 207V208H239ZM20 208V209H19ZM39 208V211L37 210ZM137 208V209H136ZM173 208H174V210H173ZM227 208V209H226ZM16 209V208H15ZM132 209V210H131ZM170 209H172L173 210V212L174 213H172L171 211H170ZM188 209H190L189 211H188ZM218 209L220 210V211H218ZM226 209V210H225ZM123 210H126L125 212H123V214L121 213V211H123ZM127 210H128V212H129V214H128V212H127ZM227 210H229L228 212H227ZM233 210V211H232ZM223 211V212H222ZM12 212V211H11ZM12 212V213H13ZM71 212V213H72ZM75 212V211H74ZM73 212V213H74ZM133 212V213H132ZM143 212V213H142ZM146 212V213H145ZM171 212V213H170ZM184 212H186V213H184ZM220 212V213H219ZM104 214L105 213V215H100V214ZM115 213H117V214H119V215H117V214H115ZM120 213H121V217H125V220H124V217L121 219V217H120ZM125 213H127V217H129V219L125 216L126 214ZM131 213V214H130ZM176 213V214H175ZM234 213H236V214H234ZM110 214H112V215H110ZM113 214H115V215H113ZM125 214V215H124ZM146 214V215H145ZM147 214H149V215H147ZM185 214V215H184ZM227 214V215H226ZM99 215L102 217H99ZM118 217H117V216ZM132 217H131V216ZM175 215V216H174ZM94 216V217H93ZM109 216V217H108ZM111 216V217H110ZM112 216H113V218H114V216H115V218L113 219L112 218ZM186 216V217H185ZM187 216H188V219H187ZM227 216V217H226ZM117 217V218H116ZM120 217V219H118ZM167 217V218H168ZM233 217V218H232ZM96 218H98V219H96ZM100 218V219H99ZM127 218V219H126ZM130 218H132V219H130ZM146 218V219H147ZM182 218V219H181ZM113 219V220H112ZM116 219L117 220H119L120 222H119V224H118V226L119 227H117L116 226V224H117V222H116ZM220 219V220H219ZM11 220V219H10ZM98 220V221H97ZM107 221L108 222V225H106V223H103V226H104V224L106 225V226H110L109 228H113V225H111L110 224V222L112 223V224H115L114 226H116V229L117 230H113V229H110V231L112 232V235H114V236H111V235H109V236H111L112 238H115V234H118V233H115V232H119L120 234L119 235H121V237L118 235H116V237L117 238H119V239H117V238H115L116 239V242H115V239H112L111 240V238L108 236V234H109V232L110 231H108V229L106 228L105 229V227L106 226H104V229L105 230H102L101 229V227H102V224H100V221ZM110 222H109V221ZM150 220V219H149ZM173 220V221H172ZM14 221V222H13ZM114 221V222H113ZM122 221V222H121ZM132 221V222H131ZM165 221H167L166 219H165ZM186 221V222H185ZM99 222V223H98ZM130 222V223H129ZM154 222H152V223H154ZM173 222H175V224L173 223ZM102 223V222H101ZM167 223V224H166ZM183 223V224H182ZM186 223V224H185ZM218 223V224H217ZM99 224V225H98ZM134 227V228H131L130 230L128 229L129 227H131V225ZM166 224V225H165ZM181 225L182 227H180V231H178L177 233H175L174 235L176 236V237H174L173 236V238L171 237L173 234H172V231H173V228H174V226H176V225ZM185 224V225H184ZM209 224V225H208ZM13 225V226H12ZM99 226V227H98ZM211 226V227H210ZM95 227V228H94ZM99 228V230L101 229V231H97V229ZM126 227H128V228H126ZM171 227V228H170ZM127 230H126V229ZM207 228V229H206ZM215 228V229H214ZM115 229V228H114ZM203 229V228H202ZM94 230H96V231H94ZM108 232H107V231ZM119 230V231H118ZM121 230H126L125 232H123V231H121ZM216 230V231H215ZM105 231H106V233H105ZM122 233H121V232ZM210 231V232H209ZM98 233V234H97ZM104 233V234H103ZM154 233H156V234H154ZM167 233V234H166ZM179 233V234H178ZM102 234V235H101ZM107 234V235H106ZM95 235V236H94ZM194 235H196V236H194ZM15 236V237H16ZM154 236V237H153ZM95 237V238H94ZM98 237H100V238H98ZM155 237H157V238H155ZM171 237V238H170ZM103 238V239H102ZM107 238V239H106ZM110 238V239H109ZM179 238V239H178ZM194 238V239H195ZM61 240V242H59V243H57V246H53L52 247V242H54L55 240ZM94 239V240H93ZM102 239V240H101ZM109 239V240H108ZM167 240V242L166 241H163V240ZM172 239H174V240H172ZM177 239V240H176ZM117 240H118V242H117ZM120 240H122V241H120ZM51 241V242H50ZM105 243V244H103V242ZM108 241V242H107ZM113 242V244L115 245H113L111 242ZM159 241V242H158ZM161 241H163V242H161ZM203 241V242H202ZM215 241H217V242H215ZM100 242V243H99ZM102 242V243H101ZM111 243V244H108V243ZM148 242V243H147ZM108 245H107V244ZM124 245H123V244ZM125 243H127V244H125ZM135 245H134V244ZM159 243V244H158ZM192 244L191 245V247H190V245L189 244ZM193 243L195 244V245H193ZM47 244V245H46ZM87 244H89V245H87ZM118 244V245H117ZM151 244V243H150ZM86 245V246H85ZM101 245V246H100ZM108 247H107V246ZM110 245H112V246H110ZM120 245V246H119ZM134 245V246H133ZM157 245H159V246H157ZM163 247H162V246ZM165 245H167V246H165ZM188 245H189V247H188ZM88 246V247H87ZM104 246V247H103ZM117 246H118V248H117ZM131 246V247H130ZM141 248V250H140V248ZM141 246H142V244H141ZM160 246H161V248H160ZM40 247H41V249H42V251H41V255L40 256H38L37 255V248H39L40 249ZM85 247L87 248V249H85ZM109 247H111V248H109ZM129 247V248H128ZM157 247V248H156ZM178 247V248H177ZM219 247V248H218ZM102 248V249H101ZM173 248V249H172ZM195 248V249H194ZM85 249V250H84ZM93 249V248H92ZM107 249V250H108ZM115 249L113 250V251H115ZM119 249V250H118ZM143 249V250H142ZM149 249V248H148ZM155 249V250H154ZM217 249V250H216ZM94 250H96L95 248H94ZM112 250H111V252H112ZM118 250V251H117ZM66 251V252H65ZM126 251V252H125ZM187 251V252H186ZM212 251V252H211ZM5 252V253H4ZM98 253H96V255L97 254H100L99 253V251H97ZM175 252H176V254H175ZM180 252H181V254H180ZM183 252V253H182ZM67 253V254H66ZM5 254L6 255H11V254H16V251H15V247H14V244L13 243H11V242H9L8 244H7V246L5 247H3V245H1L0 244V264H9L10 262H9V260H8V258H6V256H5ZM71 254H73V256L71 255ZM75 254V255H74ZM144 254H145V252H144ZM178 254V255H177ZM102 255V254H101ZM100 255V256H101ZM106 255V254H105ZM120 255V256H119ZM142 257H141V256ZM145 255H147V254H145ZM144 255V256H145ZM154 255H155V257H154ZM167 257H166V256ZM211 257H209V256ZM99 256V255H98ZM104 256V255H103ZM148 256V255H147ZM88 257V256H87ZM86 257V258H87ZM92 257V256H91ZM102 257V256H101ZM178 257V259H176ZM81 258H83V257H81ZM85 258V257H84ZM105 258V259H104ZM140 258H143L142 259V261H143V263H142V261L140 260L139 261V259ZM184 258V259H183ZM209 258V259H208ZM90 259H93V258H90ZM100 259V258H99ZM107 259V261H105ZM206 259V260H205ZM208 259V260H207ZM212 259H213V261H212ZM217 259V260H216ZM83 260V259H82ZM81 260V261H82ZM112 260V259H111ZM187 260V261H186ZM199 260V261H198ZM80 261V260H79ZM81 261H80V263H81ZM84 261H85V259H84ZM88 261H90L89 259L86 261V263L88 262ZM92 261V260H91ZM90 261V264L91 263H95L94 261L93 262H91ZM139 261V262H138ZM83 262V261H82ZM98 262H97V264H98ZM104 262V263H103ZM123 262V263H122ZM145 262V263H144ZM202 262V263H201ZM220 262V261H219ZM79 263V264H80ZM109 263V264H110ZM258 264L257 262H246L245 264ZM83 264H84V262H83ZM87 264H89V262L87 263ZM96 264V263H95ZM222 264V263H221Z\"/></svg>","mask_w":264,"mask_h":264}]
</instances>
